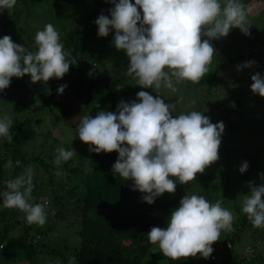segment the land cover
I'll use <instances>...</instances> for the list:
<instances>
[{
	"label": "trees",
	"instance_id": "trees-1",
	"mask_svg": "<svg viewBox=\"0 0 264 264\" xmlns=\"http://www.w3.org/2000/svg\"><path fill=\"white\" fill-rule=\"evenodd\" d=\"M250 1L252 0H244L243 3L248 4ZM88 2L89 0H17L13 9L0 12V38L9 35L13 42L35 52L37 50L35 35L38 30H42L37 26L41 22L52 23L60 33L61 41L69 54L68 59L73 62L68 73L62 78L49 79L51 88L44 103L34 108L29 116L22 120L19 116L13 115L12 141L0 139V191L6 189L8 180L24 174L30 168L35 185L32 201L42 204L40 201L44 196L52 197L54 200L51 209L46 210L47 222L43 226L29 224L23 212L4 207L0 200V264H22L24 261L28 264H243L238 247L244 246L243 240H249L248 243L245 242L247 245L244 248L247 247L244 250L248 248L255 253L257 247L254 242L259 235H250L248 232L253 226L247 214L242 211L245 197L242 200L241 193L230 181L222 188L221 197L218 198V201L224 204V208L230 209L233 216L237 215V220L233 221L236 230L228 234L225 250L218 255H212L213 251L207 259L198 253L195 257L173 260L155 253L153 250L155 244L149 241L147 232L153 226L167 227L171 211L179 206L175 201V197L180 195L178 187L175 193L167 195L169 197H157L154 203L148 204L142 198L144 193L133 190L131 180L125 181L113 174L112 167L118 159V152L99 154L90 152L87 160L79 163L80 165L71 158L54 167V171H65L68 180L75 182L68 190L65 186L67 182L63 185L62 192L70 195L69 201L63 202L55 187L56 183L46 182V176L51 175L53 171L51 167L49 168L50 163L43 157V151L46 149L52 152L55 147H46L42 144L41 152L37 155L23 154L21 148H17L23 147L29 137H32L28 136L25 140L19 135L21 131L29 129L36 131L59 125L65 136L71 138L69 133L71 121L68 118L70 114L59 107L56 102L58 97L68 98L69 95L78 97L84 105L83 115L89 114L93 117L101 110L116 112L118 104L121 101L126 102L129 93L136 90L125 80L130 76L129 59L123 51L115 48L113 43L115 33L110 32L107 37L98 36L95 21L101 14L110 16L109 10L114 4L107 0H92V5L99 4L88 9L79 22L73 19V10L83 9ZM256 20L261 21L262 25L258 28L256 23H250L248 35L239 28H232L226 37L213 39L214 45L229 61L237 60L240 63L253 61L254 65L264 62V13L257 16ZM102 51L115 63L109 67L104 66L99 58ZM213 58L215 60L212 59L208 66L209 73L199 83L191 81L183 83L191 88L208 89L221 84L227 85L217 68L218 60L222 57L218 53ZM251 76L248 80L235 81L234 83L239 84L232 95L233 99L237 100L236 111L238 113L242 111L241 114L247 113L252 119L249 122L251 125L244 124L241 131L251 133L263 142L262 146L246 159L249 166L242 173L246 185L245 195L250 193L252 187L261 185L255 180L254 169L264 160V107L261 108L264 106V97L259 99L258 94L246 95L247 89L251 88ZM133 77L135 78L134 75ZM11 82L14 90L11 94L4 90L0 92V106L10 101L12 95L20 91L22 94L17 109L31 111V103H34L37 95L23 92L25 86L31 84L30 75L12 77ZM61 85H66L62 94L57 91ZM123 87L130 90L121 95L119 90ZM245 96L248 98L247 101H244ZM3 109L4 106L0 112ZM218 151L220 155L223 148L220 146ZM208 176L209 166L203 173L198 174V182L205 188V194L197 195L211 198L215 195V189L209 187ZM53 208L56 209L55 215L51 214ZM69 217L74 220L76 232L69 237L67 235L55 238L59 221H67ZM39 235L42 236L41 243L35 242L36 236L39 238ZM262 261L260 260V263ZM257 263L254 259L249 264Z\"/></svg>",
	"mask_w": 264,
	"mask_h": 264
},
{
	"label": "clouds",
	"instance_id": "clouds-1",
	"mask_svg": "<svg viewBox=\"0 0 264 264\" xmlns=\"http://www.w3.org/2000/svg\"><path fill=\"white\" fill-rule=\"evenodd\" d=\"M109 2L114 4L110 16L101 14L95 21L98 36L107 37L115 30L113 43L129 59L128 74L137 78V85L157 93L162 88L176 92V85L184 81L199 83L209 73L216 53L211 41L226 37L232 28L248 35L251 25L250 10L243 0ZM16 4L17 0H0V12L10 11ZM35 43L37 50L33 52L13 42L9 35L0 38V92L9 87L12 77L29 74L35 83L68 73L73 62L52 23L36 32ZM253 63L244 62L237 68ZM251 80L252 92L264 97V76L256 73ZM65 87L61 85L58 93L62 94ZM137 97L138 102L121 101L116 112L101 110L95 117L83 116L76 135L91 152H118L113 174L131 180L133 190L144 193L143 200L152 204L165 192L174 193L177 183L194 181L197 173L219 159L224 124L212 123L196 110L178 113L177 104L166 103L160 95L154 97L142 90ZM12 126L9 116H0V139L12 141ZM56 152V165L76 154L73 148L66 150L63 146ZM248 166L243 162L239 171L244 173ZM260 175L264 179V173ZM34 186L29 168L7 181L0 200L4 207L23 212L29 224L43 226L47 212L44 204L32 201ZM242 211L253 227L264 228V184L252 187L245 195ZM233 219L220 201L211 203L202 195L186 194L171 211L167 227L153 226L147 235L164 256L173 260L198 253L207 259L221 231L232 230Z\"/></svg>",
	"mask_w": 264,
	"mask_h": 264
},
{
	"label": "rangeland",
	"instance_id": "rangeland-1",
	"mask_svg": "<svg viewBox=\"0 0 264 264\" xmlns=\"http://www.w3.org/2000/svg\"><path fill=\"white\" fill-rule=\"evenodd\" d=\"M108 1L109 0H107V2ZM98 4L92 5V0H89L87 5L83 9H74L73 19L79 22L81 16L84 15L88 11V9L95 8ZM245 6L250 10L249 22L256 23L257 24L256 27L259 28L260 25H262V23L261 21H257L256 17L264 13V0H252L248 4H245ZM33 23L38 24V22H33ZM45 25H46L45 22H41L39 26H37V28L43 29ZM112 33H115V30H113ZM206 38L207 37H204L202 39H206ZM211 43L214 45L215 44L214 40H212ZM214 47L216 49L215 55H218L219 53L220 57H222V59L218 60L217 65L219 66L217 68L219 70V74H221V76L227 82V85L221 84L212 89H208L207 87L191 88L188 87L185 83L181 82L176 85L177 87L176 92H171L170 90L162 88L161 90H159L160 93H157L152 88H143L142 86L137 85L138 81L136 77L134 78L133 76H127V78L125 79L129 84H131L136 88V90L130 92L129 95L126 97V102H132L134 100L138 102L137 93L143 90L149 92L154 97L160 95L161 98H163L166 103H176L178 113L179 112L187 113L192 110H196L204 114H207L210 117L212 123H217L221 121L223 122L224 132L222 134L221 144H220V146L223 148V151L220 153L219 159L216 162H213L211 165H209L208 185L211 189H215V195H213L211 198L205 196V198L209 200L211 203H215L218 201V198L221 197L222 188L225 187V184L228 183V181H230L232 186L241 193L243 200V198L245 197L246 185H244V181L242 179V173L239 171V168L241 164L246 161L248 155L253 154L255 151H257L256 149L262 146L263 143L262 141L259 140V138H256L255 135L241 131L243 125L250 124L249 122L252 119L251 116L248 115L247 113L241 114L242 111H240L241 113H238L236 111L237 100L233 99L232 95L236 91L237 86L239 84V83H234L235 81L239 82L242 80H248L250 79V76L252 74L255 75L256 73H260L262 76H264V62L256 63L255 65L252 64L251 67H241L240 70H238L237 66L243 65V63H240L237 60L235 62L229 61L226 57L222 55L220 49L217 46L214 45ZM99 58L102 60L104 66L109 67L115 63L114 60L107 58V53H105L104 51L99 53ZM99 75L100 73L98 74V76ZM11 83L9 87L4 89L5 92L9 91L8 93L10 94L14 90V87L13 85H11ZM50 88H51V82L49 80L47 82L44 81L43 83L41 81L35 83L31 81V84H29L27 87L25 86L23 90V92H26L27 94L34 96L37 95V97L34 100V103H31L30 106L31 111L25 110L24 112L17 109V104L22 94L20 91H18L16 95L14 96L12 95L10 101H8L7 103L5 102L4 104L2 103L0 109L2 108V106H4L5 109H3L0 112V116L7 115L10 118H12L13 115H16L19 116L21 120L23 118H27L34 108L45 102L46 94ZM129 90L130 89L123 87L119 90V92L122 95L125 91L129 92ZM5 92H3V94H5ZM246 92H247L246 94L247 96L256 95L252 92L251 88H248ZM257 98L260 99L261 96L258 95ZM247 100H248L247 97L244 98V101ZM56 102L63 111H66L68 114H70L68 118L71 121V125H70L71 130L69 131L71 138L70 137L67 138V136H65V132L59 125L54 126L52 128L40 129L36 131L35 129H29L26 131H21L19 135L24 139L27 138L28 136H32V137H29L30 139H28V142L23 147L17 146V148L18 149L21 148L20 150L23 152V154L37 155L41 152L42 144H44L46 147L49 146L55 147L54 151H52L53 153L46 149L43 151V157L46 159L47 162L50 163L51 166H49V168L51 167V170L54 172V173L52 172L51 175L46 176L47 179L46 182L54 181V183H56L55 187L59 192V197L63 200V202H67L69 201L70 195L65 193V191L62 192V187L65 184V182H67L65 186L66 189L68 190V188L71 187L73 184H75V182L73 180H68L65 171L53 170L54 167L57 166L55 164V158L57 156V152L55 149L61 146H63L66 150H71L73 148L76 151V154L74 155L73 158L75 159V163L78 164L84 163L87 160V157L91 151H89V145L81 141L79 139V136L76 135V127L79 121L84 116L83 115L84 105L82 101L76 96L69 95L68 98L65 96L58 97L56 99ZM263 107L264 106H262L261 108ZM254 172H255L254 174H256L255 180H257L260 184H264V179H262L260 175L264 173V160L263 162L261 161V163H259V165L255 167ZM198 174L199 173H197L195 180L192 182H189L187 184L177 183L176 187L180 189V195H178V197H175V201L177 202L178 205L181 199L186 194L188 195L205 194V188L203 187V185H201V183L198 182ZM52 175H53V179H52ZM228 187L230 189L231 185ZM4 190L6 189H3L2 191ZM168 194L169 193L165 192L162 196L159 197L167 198L169 197L167 196ZM215 197H217V200H215ZM172 200L174 199L172 198ZM53 201L54 200L52 199V197L50 198L49 196H44L41 198L40 202H42V204L45 205L46 210H48L49 208L51 209V203L53 204ZM221 206L224 207V204H221ZM55 213H56V209L53 208L51 214L55 215ZM233 217H234L233 221H236L237 215ZM73 221L74 220L72 217H69V220L67 221L60 220L55 231V238L61 236L65 237L67 235H68L67 237H69L70 234L71 235L74 234L76 232V225H74ZM235 230L236 228L234 227L232 228L231 231L222 230L220 239L216 242V244L212 246L214 249V253L212 255H218L220 252H223L225 250V244L228 241L227 239L228 234L233 233ZM248 232L250 233V235L253 234H256L257 236L259 235L258 239L256 238L257 240L254 242L255 246L257 247L256 249L257 251H255V253H252V251L248 250V248L244 250L247 247L246 246L244 248V246L247 245L245 244V242L248 243L249 240L248 241L243 240L242 244L244 246L238 247L239 257L243 260V264L244 263L249 264L254 259L257 260L258 262L257 264H264V228L252 227V229ZM37 236L35 242L41 243L42 236L39 235L40 236L39 238ZM153 250L157 254L164 255L162 251H160L157 244H155ZM225 253H227V250L225 251ZM232 260L234 261L235 259ZM260 260L263 261L260 263ZM22 264H28V263L24 261Z\"/></svg>",
	"mask_w": 264,
	"mask_h": 264
}]
</instances>
